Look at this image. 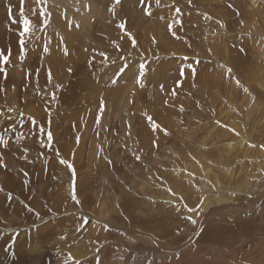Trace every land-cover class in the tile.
I'll return each mask as SVG.
<instances>
[{
    "label": "rangeland",
    "instance_id": "374dc122",
    "mask_svg": "<svg viewBox=\"0 0 264 264\" xmlns=\"http://www.w3.org/2000/svg\"><path fill=\"white\" fill-rule=\"evenodd\" d=\"M44 1L24 0L32 31L22 54L20 0H0V49L11 52L7 78L0 72V136L8 141L0 146V235H9L7 246L15 236L43 252V264H73L76 253L89 264L97 256L101 264H264V182L254 193L240 187L248 173L264 176V163L249 158L242 168L244 156L225 148L232 138L222 127L230 118L245 126L244 139L249 129L264 145L260 118H249L254 105H264V0H74L69 8ZM117 74L120 84L112 82ZM228 100L237 106L221 114ZM40 126L52 142L41 143ZM195 156L215 164L223 187L230 184L226 195L235 197L226 207L233 210L197 218L213 194L203 191L207 176L195 170ZM223 166L233 167L234 180ZM73 181L80 204L71 198ZM210 227L219 234L203 239ZM125 235L139 240L130 244ZM7 250L5 260L14 252Z\"/></svg>",
    "mask_w": 264,
    "mask_h": 264
},
{
    "label": "bare ground",
    "instance_id": "6f19581e",
    "mask_svg": "<svg viewBox=\"0 0 264 264\" xmlns=\"http://www.w3.org/2000/svg\"><path fill=\"white\" fill-rule=\"evenodd\" d=\"M47 1H48V3L50 4V5H48L50 8H52L53 6H55L56 4H57V7H66V8H69V6H73V5H76V2L74 1V0H45L44 1V3H45V5L47 4ZM254 1V0H253ZM82 5V4H81ZM251 5V4H250ZM255 5V4H254ZM82 6H88V4H84V5H82ZM56 7V8H57ZM56 8H54V9H56ZM96 8H98V5L97 4H92V5H90V12L92 13ZM254 8V7H253ZM60 10V9H59ZM66 10H69V9H66ZM64 11V10H63ZM251 11V10H250ZM255 12V11H254ZM253 12V13H254ZM58 13V12H57ZM62 14V13H61ZM70 14V13H69ZM60 17H61V15H59ZM94 16V15H93ZM92 16V17H93ZM253 17V16H252ZM85 18H87V16H85ZM252 20H254L253 18H252ZM262 22V21H261ZM254 24V23H253ZM74 29H76V25L74 24ZM256 27V26H255ZM255 30V29H254ZM258 30V29H257ZM260 31V30H259ZM262 32H263V30H261ZM255 33H257V31L255 30ZM257 34H259V32L257 33ZM264 34V33H263ZM256 41V40H255ZM226 43V42H225ZM264 44V43H263ZM227 45V44H226ZM225 45V46H226ZM262 45V44H261ZM225 48H227V47H225ZM223 49H224V47H223ZM263 49V48H262ZM258 50H260L261 51V49H260V47H259V49ZM224 51H225V49H224ZM227 51V50H226ZM257 51V50H256ZM256 51L254 50V52L256 53ZM260 51H259V53H260ZM258 52V51H257ZM263 53V52H262ZM264 54V53H263ZM256 55V54H255ZM257 55H259V54H257ZM228 58V57H227ZM257 58H258V56H257ZM264 58V57H263ZM262 58V59H263ZM260 59V58H259ZM132 63V62H131ZM136 63V62H135ZM129 64V63H128ZM134 64V63H133ZM49 66H50V72L53 74V76H54V78L55 79H60L59 78V75L57 74V65L55 64V62L51 59V62H50V64H49ZM128 67H130V66H128ZM262 67V66H261ZM260 67V68H261ZM137 68H141V67H139V66H137ZM137 68L135 69L134 68V70H137ZM69 69V66H67L66 67V70H68ZM234 69V68H233ZM141 71H142V69H140ZM140 71V72H141ZM134 72L135 71H133V74H134ZM139 72V71H138ZM138 72L136 71V73L138 74ZM128 73H131V72H128ZM142 73V72H141ZM131 76V75H130ZM126 77H129V75L128 76H126ZM138 77V76H137ZM131 78H134V77H131ZM140 78V77H139ZM263 78V77H262ZM135 79H136V77H135ZM141 79V78H140ZM129 80V79H128ZM123 81V77L122 78H120V79H118L117 81H116V83H118L119 82V84L121 83ZM132 81V80H131ZM134 82V81H133ZM118 84V85H119ZM130 84H131V82H130ZM116 85V84H115ZM129 85V84H128ZM130 86V85H129ZM141 86V85H140ZM210 86V85H209ZM143 87V86H142ZM213 87V86H212ZM232 88V91L233 92H236V94L240 91V87H239V85L237 84V82L234 80V79H232V86H231ZM130 88H131V86H130ZM133 88V87H132ZM262 88L264 89V86H262ZM137 89V88H136ZM143 89V88H142ZM214 89H216L215 87H214ZM144 90V89H143ZM233 95H234V93H233ZM233 99V98H232ZM186 101V100H185ZM228 102L229 103H227V104H229V106L226 104V105H224V104H222L221 103V106L223 107H221L222 109H223V111H222V113L221 114H223L224 112H225V110H232V106H234V108H235V106H237V105H234L233 103H231L230 104V101L228 100ZM126 103V102H125ZM213 103V102H212ZM124 106H125V104H124ZM168 107V106H167ZM262 111H264V105L263 104H261L259 107H255V105H254V107H252L251 108V111H250V114H249V118L252 120L253 119V121H256V117H258V118H260V122H261V124L263 125L262 127H264V113H261ZM254 112H258L259 114H257L255 117H254V115H253V113ZM170 115V114H169ZM173 115V114H172ZM180 115V114H179ZM228 115L229 116H231L232 115V112H229L228 113ZM168 116V115H167ZM179 117V116H178ZM257 118V119H258ZM174 120H176L175 119V115H174V117L172 118V121H171V123L174 121ZM173 124V123H172ZM176 124H178V122H176ZM227 124L228 125H222V127H225V132H224V136H229V137H231L232 138V142H231V144H229V145H224L225 146V148H230V150H233V149H236V148H238V150H241V153H242V155L244 156V161L242 162V163H240L239 165H242L243 167L242 168H246V166H248L247 165V163H249V162H252V161H249V158H251V159H253L254 161V163L255 162H258V163H264V145L263 146H259L261 143L256 139H253L252 138V134H253V132L251 131V130H246V132L248 131V134H247V136H246V140L244 139V136H245V126L244 127H242L243 126V124H239V123H237V122H235L234 120H232V119H227ZM175 125V124H174ZM177 126V125H176ZM171 127V126H170ZM252 130H253V128H252ZM262 140H264V136H263V138H262ZM259 142V143H258ZM226 151V150H225ZM227 152V151H226ZM196 158H197V160H198V162L199 163H197V168L195 169L197 172H199V173H201L202 175H204V176H209V177H211V173L212 174H214V179H209V178H205L204 179V181L203 182H206V183H214L215 181H216V184H217V186L215 187V185H213V184H210V185H207L206 183H202L203 185H204V189H203V191H207L206 193H210V194H213V196H211V197H206V198H204L203 199V202H202V207H203V209H201L202 210V212H201V214L199 213L198 215H197V218L200 216V217H211V216H214V215H216V214H218V213H220L221 211H223V212H226V210L228 209H230V210H233L237 205H231V206H228V207H226V204H228V202L229 201H233V198L235 197V196H230V195H226V191H229V190H232V189H229L228 187L230 186V184H229V186L227 185V187H226V185L224 186V187H226V188H224L223 187V185L221 184V183H219L220 182V180H219V177L217 176V175H220V173H217L216 172V174H215V172L213 173V169H214V166H215V164L212 166V165H209L208 163L206 164V159H204L202 156H195ZM227 157V156H226ZM203 159V160H202ZM252 162V163H253ZM211 163H214V162H211ZM200 164V165H199ZM236 165H238V163L237 164H235L234 166H236ZM259 166V165H258ZM220 167V166H219ZM233 167H230V168H228L227 166H223V168H222V172H224L223 174H224V177L226 178V176H227V178L228 179H230L231 181H232V178H233V180H234V178L235 177H231V175L233 176L234 175V170H232V171H230L231 169H232ZM216 169V168H215ZM262 169V168H261ZM218 170H219V168H218ZM230 171V172H229ZM240 171V170H239ZM263 171V170H262ZM261 171V172H262ZM246 171H244V173H245ZM249 172V171H248ZM260 172V171H259ZM260 172V173H261ZM241 173V172H240ZM246 174V173H245ZM260 175V174H259ZM197 177H199V176H197V175H195V176H193V177H191V179H196ZM246 180H247V182H246V184H244L243 186H240L241 188H243L242 190H248V191H251V192H253L254 193V191L256 190V186H257V184H259L260 182H264V176H263V174L261 175V176H257V177H255V175H254V173L252 174V173H248L246 176ZM259 180V181H258ZM234 182V181H233ZM232 182V183H233ZM237 182V181H236ZM229 183H231L230 181H229ZM232 185V184H231ZM237 185H234V188L236 187ZM199 189H202V188H199ZM238 190H240V189H238ZM220 191H222L223 193H220L219 195H216L215 193L216 192H220ZM234 192H235V190H233ZM236 193H238L237 191H236ZM235 194V193H234ZM205 214H207L206 216H205ZM190 217H192V220H194V217H196L194 214H193V212L190 214ZM214 227V226H213ZM213 227H210V230L205 234V237L203 238V239H206V238H210V236L211 235H208V234H212V235H214V236H216L217 235V230L216 229H213ZM4 231H5V229H3ZM219 234V233H218ZM7 235V234H6ZM6 235H0V264H43L42 263V257L40 256V255H42V253L43 252H41L40 250H38V249H34V248H32V247H27V246H23V245H19L18 243H19V241H16V244H15V246H14V248H13V250H14V253H15V255H13L12 253H10L9 254V256L7 257V261L5 260V254H6V251H8L7 249H8V246H7V243L9 242V240H10V238H9V235L8 236H6ZM208 235V236H207ZM22 236H25L24 235V233L23 234H21V235H19V238H21ZM124 238L126 239V241H128V242H130V244L131 243H134V244H136V241H138L139 239H136V238H133L132 236H124ZM211 240V239H210ZM125 241V242H126ZM203 244H206V242H203V243H200L199 244V246L197 247V248H201L202 247V245ZM26 245V244H25ZM208 245H211V241H209V243H208ZM26 247V249L28 250V252H23V249ZM194 249V248H193ZM192 249V250H193ZM77 252H79V251H77ZM40 253V254H39ZM44 254V253H43ZM143 254V253H142ZM86 254L85 253H81V254H78V253H76V257H74L73 258V264H76V261H79L80 262V264H89L90 263V261L88 262V260L90 259V257H87V256H85ZM144 255V254H143ZM44 256V255H43ZM141 256V255H140ZM206 256V255H205ZM47 257V256H46ZM210 257V256H209ZM87 258V259H86ZM44 259V258H43ZM44 263H46V260H45V262ZM53 263V262H52ZM51 263V264H52ZM213 263V262H212ZM227 263V262H226ZM47 264V263H46ZM213 264H215V263H213ZM221 264H225V261H223V259H222V262H221Z\"/></svg>",
    "mask_w": 264,
    "mask_h": 264
},
{
    "label": "snow or ice",
    "instance_id": "6c2138e0",
    "mask_svg": "<svg viewBox=\"0 0 264 264\" xmlns=\"http://www.w3.org/2000/svg\"><path fill=\"white\" fill-rule=\"evenodd\" d=\"M115 2L117 4L120 3V0H115ZM144 3V0H141V4L143 5ZM157 4H159V0H157ZM150 7V5H149ZM175 11L177 13H180V8L177 7L175 9ZM11 13H12V9L11 7H9V15L11 16ZM19 15L20 17H22V30L19 31V37H20V41H19V44H20V50H21V53L22 54H26L27 52V49L25 48V37L28 36L30 34V32L32 31V21L27 17L25 16V13H24V0H20V9H19ZM42 16H44V25L47 26L48 24V13L46 10H44L42 13H41ZM148 15H151V12H148ZM12 22L15 23L16 22V19L15 17H12ZM119 28L124 30L126 29V23L125 22H122L120 25H119ZM127 35H131L130 33H127ZM176 33L173 32V35H175ZM132 43L133 45H135L136 41L135 39L133 38L132 39ZM44 52H48L49 49L47 47V45L44 46ZM65 54H67V48H65ZM101 55H103V53H101ZM10 56H11V52L9 50L8 54H5L4 50L3 49H0V72H3L4 73V78L6 79L7 78V71H6V68H4V65L8 64L9 62V59H10ZM141 69H143L145 67V65L141 64ZM229 73L231 72V69H228ZM121 72H123V68L121 69ZM183 75V73H181ZM119 78V74H117V79ZM113 83L116 82V80L114 79L112 81ZM237 83H239V81H237ZM246 90V89H245ZM103 108V102L101 103V109ZM183 110V109H181ZM149 119V122L152 124V129L153 130H156L157 128H159V125L156 124L154 121H152L151 117L148 118ZM39 134L40 136L42 137V140H41V143L43 144L44 143V140H46L47 142H52L53 141V135H52V132L50 130H46L45 127L43 126H40L39 127ZM8 144V141L6 139H4L3 136H0V146H7ZM136 159L139 160L140 157L139 156H136ZM63 164L67 165L68 167L72 168L73 170V177H75V169L73 168L72 165L69 164V162L67 160H62L61 161ZM0 166H3L2 165V161H0ZM169 191H171V189H169ZM72 200L76 203V204H80V200L77 198V195H76V188H75V182L73 181V190H72ZM185 207H187V205H185ZM29 211H32V209H29ZM188 211H194L193 209L189 208ZM37 216H39V213H36ZM189 220H191L193 223H195L194 220H192V217H188ZM87 217L84 218V223L87 224ZM107 227V226H106ZM19 233H16V236H18ZM16 244V237L14 236L11 240V242L9 243L8 245V249L9 251H12V249L14 248ZM100 249L97 248V252H99ZM13 255H15L14 252H12ZM76 264H80L79 261H76ZM96 264H101V259L99 256H97L96 258Z\"/></svg>",
    "mask_w": 264,
    "mask_h": 264
}]
</instances>
